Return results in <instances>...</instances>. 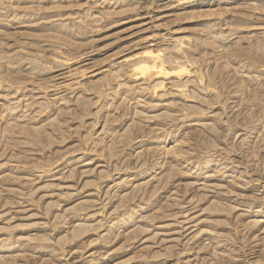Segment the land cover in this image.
<instances>
[{
	"label": "rangeland",
	"instance_id": "obj_1",
	"mask_svg": "<svg viewBox=\"0 0 264 264\" xmlns=\"http://www.w3.org/2000/svg\"><path fill=\"white\" fill-rule=\"evenodd\" d=\"M0 264H264V0H0Z\"/></svg>",
	"mask_w": 264,
	"mask_h": 264
}]
</instances>
